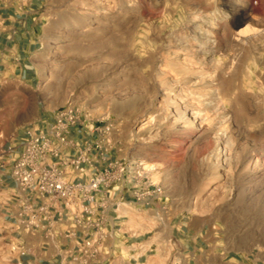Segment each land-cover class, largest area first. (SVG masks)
Returning a JSON list of instances; mask_svg holds the SVG:
<instances>
[{"label":"rangeland","instance_id":"obj_1","mask_svg":"<svg viewBox=\"0 0 264 264\" xmlns=\"http://www.w3.org/2000/svg\"><path fill=\"white\" fill-rule=\"evenodd\" d=\"M243 10L249 18L233 30ZM41 17L32 80L18 85L28 89L27 128L72 104L88 130L109 128L93 137L107 149L100 165L135 159L161 188L150 205L112 213L109 244L126 252L152 237L158 262L167 248L170 264L185 250L189 261L204 252L264 264V0H42ZM192 19L221 42L216 56L177 45L192 35ZM167 59L193 68L201 84L177 82ZM222 78L233 106L228 144L213 121L200 128L176 99L198 93L189 105L208 109Z\"/></svg>","mask_w":264,"mask_h":264},{"label":"built area","instance_id":"obj_2","mask_svg":"<svg viewBox=\"0 0 264 264\" xmlns=\"http://www.w3.org/2000/svg\"><path fill=\"white\" fill-rule=\"evenodd\" d=\"M106 130H88L81 112L68 104L52 122L28 129L18 146L6 147L7 153L18 148L10 166L11 178L28 197L46 202L26 203L21 222L30 231L46 230L50 240L55 238L53 230L35 224L37 220L65 219L70 224L68 235L81 230L74 264L95 256L111 236L105 223L110 211L118 214L124 206L150 205L161 193L159 184L135 159L99 164V159H108L107 149L93 137L101 138Z\"/></svg>","mask_w":264,"mask_h":264},{"label":"crops","instance_id":"obj_3","mask_svg":"<svg viewBox=\"0 0 264 264\" xmlns=\"http://www.w3.org/2000/svg\"><path fill=\"white\" fill-rule=\"evenodd\" d=\"M41 4L42 0H0V264H74L77 244L82 239L81 230L68 235L70 224L65 219L36 221L35 224L53 230L54 240L48 239L42 228L30 231L21 222L24 205L46 202L24 194L10 175L18 148L7 153L6 147L18 146L29 126L28 89L18 85H27L33 77L34 57L42 45ZM36 103L33 101V105ZM105 223L106 230L108 224L113 230L116 223L112 213L105 216ZM114 232L116 236L118 230ZM135 242L137 248H128L124 252L106 240L94 259L86 256L76 264H112L110 261L115 253L120 257L115 264H170L171 254L167 248H164L161 261H156V248L150 244L152 237L142 240L137 237ZM199 254L197 259L189 261L185 250L176 264H246L222 253L216 257L204 252Z\"/></svg>","mask_w":264,"mask_h":264},{"label":"bare ground","instance_id":"obj_4","mask_svg":"<svg viewBox=\"0 0 264 264\" xmlns=\"http://www.w3.org/2000/svg\"><path fill=\"white\" fill-rule=\"evenodd\" d=\"M241 13L242 14L239 15L237 18L233 19L231 23L233 30L235 29L237 30L240 27V25L244 23V21H246L248 17L247 10H243ZM193 22L194 24H192V26L190 27V32H192V35L179 36L180 39L177 40L176 42L177 45L187 48L188 46H190L193 48L195 52L203 53L204 55L207 56L214 57L218 53H220V51L222 50V45L221 42L217 40L215 33L211 31H207L206 33L200 32L198 26H200L199 24L201 23V21L193 20ZM172 60L173 59H171L170 61L168 60L169 62L167 61L168 62L167 66L172 70V72L175 75L179 76V79L176 80L177 82H183V84L189 86L190 85L199 86L201 84L200 82L202 79L200 80L194 77L193 74L196 73V71L195 70L193 71V68L187 67L186 65L180 64L178 62L176 63L175 61ZM210 61L213 62L215 66H217L216 60L211 59ZM213 81L216 82L219 80L215 78ZM222 83L226 84L227 87L223 88ZM222 83L220 84L219 82L216 88H211L209 90L210 94L207 95L208 96L207 98L209 100L207 103L208 109H200L193 111V107L189 105L188 100L190 98L202 100V96L199 95L198 93H192L190 98L188 95H183L184 93L183 94L179 93L176 99L187 109L186 111L190 114V116L194 115V121L196 122L199 121L198 125L200 128L208 129L207 127L210 126L209 125L210 122L213 121L214 129L218 130L217 133L218 140L222 141L225 144H228V143H233V141L235 140L231 131V126L233 123V118H232L233 106L231 105V101L228 99V96L231 94V89L230 86L228 85V80L222 78ZM209 113L213 114L212 118L214 119H211L210 117L211 115H209Z\"/></svg>","mask_w":264,"mask_h":264}]
</instances>
